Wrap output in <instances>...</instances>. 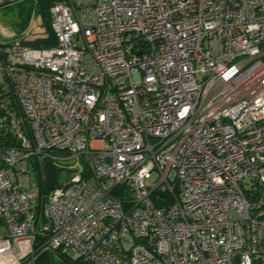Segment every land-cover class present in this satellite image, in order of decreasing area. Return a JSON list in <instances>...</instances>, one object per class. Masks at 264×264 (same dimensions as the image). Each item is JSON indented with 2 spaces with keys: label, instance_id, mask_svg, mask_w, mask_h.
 Wrapping results in <instances>:
<instances>
[{
  "label": "built area",
  "instance_id": "1",
  "mask_svg": "<svg viewBox=\"0 0 264 264\" xmlns=\"http://www.w3.org/2000/svg\"><path fill=\"white\" fill-rule=\"evenodd\" d=\"M50 14L55 47L0 38V94L21 112L0 106L20 145L0 146V264H33L41 236L84 264H264V0ZM53 152L91 172L51 193L38 227L29 161Z\"/></svg>",
  "mask_w": 264,
  "mask_h": 264
},
{
  "label": "trees",
  "instance_id": "2",
  "mask_svg": "<svg viewBox=\"0 0 264 264\" xmlns=\"http://www.w3.org/2000/svg\"><path fill=\"white\" fill-rule=\"evenodd\" d=\"M56 0H36V5L40 9V12L44 14L45 25L44 32L35 34L34 37L29 38L24 41L26 46L34 49H49L57 45V39L52 29L51 24V14L50 10ZM1 88V86H0ZM1 90V89H0ZM5 104V105H4ZM6 106L21 115L19 105L14 96L9 94H0V106ZM1 110L3 109L0 107ZM5 110V109H4ZM6 115L7 112L3 111ZM0 113V115L4 116ZM0 146L1 147H19V143L13 137L11 132V127L9 122L0 128ZM60 156H65L63 153L49 154L47 156L32 157L29 161L32 166L33 177L37 187V197H38V207H37V226L43 227L49 225L48 219L45 217V209L48 204L49 196L57 188L66 186L67 182L75 174L80 171L74 169V167L69 165V161L72 158H61ZM81 164L84 166L86 176L90 174L91 167L89 162L84 158H79ZM130 199V200H129ZM131 196L127 195L125 200L131 201ZM169 198H166L167 203H169ZM157 207H161L158 203ZM1 233V224H0ZM47 241V236L37 237L34 247V255L32 258L33 264H84L81 260H73L70 253L65 252L62 249H52L45 247V242Z\"/></svg>",
  "mask_w": 264,
  "mask_h": 264
},
{
  "label": "rangeland",
  "instance_id": "3",
  "mask_svg": "<svg viewBox=\"0 0 264 264\" xmlns=\"http://www.w3.org/2000/svg\"><path fill=\"white\" fill-rule=\"evenodd\" d=\"M45 17L36 5V0H0V38L3 41H13L16 36H21L29 32L32 38L35 34L44 32ZM10 34H14L11 36ZM6 80L0 74V86L5 84ZM69 165L80 172L84 171L81 160L75 158L70 160ZM157 179L154 174L148 181L150 185Z\"/></svg>",
  "mask_w": 264,
  "mask_h": 264
},
{
  "label": "crops",
  "instance_id": "4",
  "mask_svg": "<svg viewBox=\"0 0 264 264\" xmlns=\"http://www.w3.org/2000/svg\"><path fill=\"white\" fill-rule=\"evenodd\" d=\"M8 33H9V31H8Z\"/></svg>",
  "mask_w": 264,
  "mask_h": 264
}]
</instances>
